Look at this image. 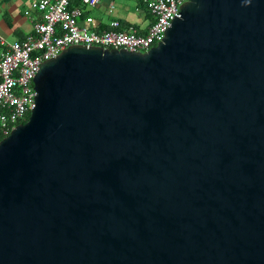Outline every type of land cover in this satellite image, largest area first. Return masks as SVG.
Returning <instances> with one entry per match:
<instances>
[{
  "label": "water",
  "instance_id": "1",
  "mask_svg": "<svg viewBox=\"0 0 264 264\" xmlns=\"http://www.w3.org/2000/svg\"><path fill=\"white\" fill-rule=\"evenodd\" d=\"M0 140V264H264V0H186L145 52L70 45Z\"/></svg>",
  "mask_w": 264,
  "mask_h": 264
},
{
  "label": "built area",
  "instance_id": "2",
  "mask_svg": "<svg viewBox=\"0 0 264 264\" xmlns=\"http://www.w3.org/2000/svg\"><path fill=\"white\" fill-rule=\"evenodd\" d=\"M75 1L78 4L71 5ZM98 1H31L29 8L39 13L32 31L21 40L5 44L0 52V140L23 123L34 107L33 79L44 60L70 45L145 52L162 39L172 20L180 16V6L186 0H142L153 18L145 32L133 26L119 29L117 20L111 21L109 28L98 30L92 26V17L81 20L84 10Z\"/></svg>",
  "mask_w": 264,
  "mask_h": 264
},
{
  "label": "crops",
  "instance_id": "3",
  "mask_svg": "<svg viewBox=\"0 0 264 264\" xmlns=\"http://www.w3.org/2000/svg\"><path fill=\"white\" fill-rule=\"evenodd\" d=\"M33 0H0V52L5 44L23 39L32 31L33 22L39 18L36 10L29 8ZM30 10L29 15L25 14ZM92 17V26L98 30L110 27L117 20L120 27L145 30L152 20L142 0H99L97 5L86 8L81 17ZM4 43V44H3Z\"/></svg>",
  "mask_w": 264,
  "mask_h": 264
},
{
  "label": "trees",
  "instance_id": "4",
  "mask_svg": "<svg viewBox=\"0 0 264 264\" xmlns=\"http://www.w3.org/2000/svg\"><path fill=\"white\" fill-rule=\"evenodd\" d=\"M74 4H78V2L75 1V2H72V3H71V5H74ZM152 20H153V18H152ZM152 20H151V21H152ZM119 29H124V28L119 27ZM140 32H145V30H140ZM28 116H29V114H27L26 118H25L22 122H25V120L28 118Z\"/></svg>",
  "mask_w": 264,
  "mask_h": 264
}]
</instances>
